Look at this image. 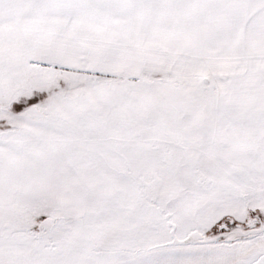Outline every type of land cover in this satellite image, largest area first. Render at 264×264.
I'll return each mask as SVG.
<instances>
[{
	"label": "snow or ice",
	"instance_id": "6c2138e0",
	"mask_svg": "<svg viewBox=\"0 0 264 264\" xmlns=\"http://www.w3.org/2000/svg\"><path fill=\"white\" fill-rule=\"evenodd\" d=\"M0 264H264V0H0Z\"/></svg>",
	"mask_w": 264,
	"mask_h": 264
}]
</instances>
